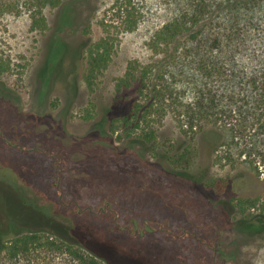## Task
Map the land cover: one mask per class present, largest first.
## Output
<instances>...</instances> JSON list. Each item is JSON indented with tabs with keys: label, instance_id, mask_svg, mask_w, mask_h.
<instances>
[{
	"label": "rangeland",
	"instance_id": "1",
	"mask_svg": "<svg viewBox=\"0 0 264 264\" xmlns=\"http://www.w3.org/2000/svg\"><path fill=\"white\" fill-rule=\"evenodd\" d=\"M112 3L71 0L67 25L58 9L45 8L48 25L39 32L30 29L25 3L0 0V214L17 226L12 236L21 227H44L50 216L104 264H264V234L234 227L242 215L233 206L254 184L260 199L251 212L264 214V181H255L248 163L218 160L222 150L215 152L210 136H220L219 126L196 130L195 181L162 172L140 144L112 133L115 82L130 60L156 58L154 33L190 0H134L138 25L110 30L115 54L90 92L86 50L102 35L98 23L116 17ZM191 71L167 64L157 82L172 96L165 113L150 119L166 147H183L189 138L179 121L194 104ZM201 176L239 179L208 190Z\"/></svg>",
	"mask_w": 264,
	"mask_h": 264
},
{
	"label": "trees",
	"instance_id": "2",
	"mask_svg": "<svg viewBox=\"0 0 264 264\" xmlns=\"http://www.w3.org/2000/svg\"><path fill=\"white\" fill-rule=\"evenodd\" d=\"M21 1L28 7L32 31L46 30L45 8L58 9L62 25L72 21L71 0ZM134 5V0H113L112 10L115 9L116 17H104L98 23L102 35L86 50L84 80L90 92L115 54L116 37L110 30L120 26L130 32L137 27ZM151 43L156 58L144 63L130 60L124 74L114 84L119 105L110 122L112 133L119 132L117 139L120 141L140 144L157 160L155 164L162 172L195 181L198 175L190 167L196 155L193 139L196 130L219 126L220 131L216 129L221 132L220 136H210L215 152L222 150L218 160L224 158L234 163L237 159L248 163L255 173V181L262 183L264 0H190L189 8L165 22L154 33ZM175 63L191 66L197 80L193 107H187L180 115L184 119L179 121L183 132L190 133L189 138L177 149L172 144L166 147L160 142L156 128L150 123L152 115L161 117L165 113L163 104L172 97L167 94L168 88H161L157 82L163 78V67ZM2 87L0 83V90ZM92 107L95 108L93 103ZM99 121L100 128L105 130V115ZM201 178L208 190L229 189L239 179L237 176ZM252 187L253 191L236 196L233 204L242 215L234 227L248 236L264 234V214L251 212L257 208L260 196L256 187H260L254 184ZM0 217V264H104L70 235V227L57 226L50 216V222L44 227H21L13 236L12 229L17 226L2 214Z\"/></svg>",
	"mask_w": 264,
	"mask_h": 264
}]
</instances>
